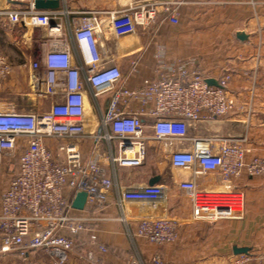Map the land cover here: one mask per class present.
<instances>
[{
    "label": "built area",
    "instance_id": "obj_1",
    "mask_svg": "<svg viewBox=\"0 0 264 264\" xmlns=\"http://www.w3.org/2000/svg\"><path fill=\"white\" fill-rule=\"evenodd\" d=\"M5 1L2 21H25L35 31L56 22L52 31L60 33L59 15L40 12L36 0ZM13 2H26L29 8L14 9ZM179 4L141 0L127 11L93 15L73 31L76 50L61 35L31 64L32 93L52 99L47 111L30 109L29 97L0 90V169L6 160L17 159L15 174L0 197V255L10 252L28 259L31 252L44 251L57 264H66L72 256L91 260L87 245H96L97 236L89 230L87 244L80 238L111 204L122 213L123 218L116 217L120 223L129 228L137 223L135 234L129 229L132 240L136 236L159 246L175 243L179 221L167 213L169 189L160 184H119L120 170L142 167L153 142L160 144L173 168L193 173L191 180L179 183L191 200L193 221L217 224L243 214L246 185L241 178L264 177V156L248 158L252 150L245 144L198 133L200 121L221 119L239 109L253 113V99L241 105L230 92L232 76L223 74L219 87L210 86L203 73L189 71L188 63H167L159 49L153 56L160 78L130 90L117 87L121 70L103 63L107 29L126 37L161 14L177 24ZM84 65L88 70L83 75ZM136 65L133 61V70ZM11 73L12 65L0 50V87ZM108 95L104 110L100 100ZM133 101L142 108L126 114ZM84 142L94 149L106 146L107 152L85 161ZM81 192L87 193V203L77 210L72 203ZM135 207L148 211L132 213ZM100 250L109 252L103 245ZM124 258L127 264H144L137 253ZM247 261L240 258L234 264Z\"/></svg>",
    "mask_w": 264,
    "mask_h": 264
},
{
    "label": "crops",
    "instance_id": "obj_2",
    "mask_svg": "<svg viewBox=\"0 0 264 264\" xmlns=\"http://www.w3.org/2000/svg\"><path fill=\"white\" fill-rule=\"evenodd\" d=\"M140 1L66 0L60 2L59 11L39 10L59 15L60 33L52 31L53 25L35 31L25 21L11 25L0 18V50L14 61L12 73L0 89L29 97L30 109L49 110L52 99L34 96L30 87L33 61L42 59L61 35L68 38L76 50L73 31L77 25L93 15L105 17L127 11ZM175 1L180 2L177 24L161 14L150 25L139 27L136 33L126 37H118L107 29L105 44H102L104 65L118 67L123 79L117 87L130 90L143 88L160 78L159 63L153 56L159 49L164 51L167 63H188L189 71H200L208 79L218 80L223 74H230V92L241 105L253 99V113L249 115L239 109L221 119L200 121L198 133L202 137L245 144L252 150L248 158L264 156V0ZM5 6L3 4V8ZM242 30L255 34L251 43H241L235 38V32ZM133 61H137L134 70ZM87 70L88 66L84 65L83 75ZM26 82L27 90L24 89ZM88 95L91 99L90 91ZM109 99L108 95L100 100L104 110ZM141 108L139 101H133L124 111L130 114ZM81 148L85 161L107 152L106 146L94 149L90 142L82 143ZM162 152L164 154L163 149ZM121 171L119 184L122 187L127 183L123 182ZM0 172H5V165ZM155 177L159 178L157 184L169 189L168 215L179 221L175 243L159 246L136 236L132 240L129 229L135 234L137 223H131L130 228L120 223L116 220L119 207L111 204L91 231L97 236L96 245H87L91 260L82 261L72 256L71 264H127L124 258L127 253H137L144 264H234L240 258H247L245 264H264V177L243 175L241 181L246 185L243 214L217 224L192 220L191 200L179 188V183L194 177L191 171H175L172 175L158 173L152 178ZM2 191L1 187L0 197ZM145 211L148 209H132V213ZM85 233L80 238L81 244H87L88 232ZM101 245L108 247L109 252H102ZM235 248L249 252L236 255Z\"/></svg>",
    "mask_w": 264,
    "mask_h": 264
},
{
    "label": "rangeland",
    "instance_id": "obj_3",
    "mask_svg": "<svg viewBox=\"0 0 264 264\" xmlns=\"http://www.w3.org/2000/svg\"><path fill=\"white\" fill-rule=\"evenodd\" d=\"M5 2H6L5 0H0V9L3 8V4H5ZM7 58L9 59L13 70L14 67V61L12 60L13 57L7 56ZM27 85H28L27 82L24 83V89L26 90L29 89ZM1 91L5 92V90H1ZM11 95H15V94L11 93ZM150 146L152 148H150L149 156L141 168L130 169V170L123 169L121 171L123 175V179H122L123 182L133 185H145L148 184L149 180L158 173H166L167 175H172L175 173V171H182L181 169H175L171 166L169 159L167 158V156H165V154H163L162 147L160 146V144L153 142L150 144ZM16 163H17V159L15 158L6 160V162L4 163L5 172L2 173L0 172V185H2L1 187L3 190L1 194H3L5 189H7L12 176L15 174ZM2 168L0 170H2ZM116 217L120 219L123 218L120 210L118 211ZM89 230H93V226L90 228L88 227L86 231ZM85 232L84 234H86ZM80 260L85 261L84 259H80ZM0 264H57V263L54 259L50 258L44 251H35L30 253V257H28V259L20 256L17 253L9 252V253L1 254ZM66 264H71V261L69 260Z\"/></svg>",
    "mask_w": 264,
    "mask_h": 264
},
{
    "label": "water",
    "instance_id": "obj_4",
    "mask_svg": "<svg viewBox=\"0 0 264 264\" xmlns=\"http://www.w3.org/2000/svg\"><path fill=\"white\" fill-rule=\"evenodd\" d=\"M34 6L37 10H50V11H59L61 8V4L57 0H36L34 2ZM12 8L22 10V9H28L29 4L26 2H13L12 3ZM53 26H56V24L53 22ZM255 34L250 33L247 31H237L235 32L234 36L235 38L241 42V43H251L252 38ZM207 83L210 86H216L219 87V83L216 79H207ZM159 181L158 177L152 178L149 181V185H155ZM87 203V193L81 192L78 193L72 203L73 208L77 210H84L85 205ZM249 252L248 249H240V248H235L234 253L236 255H242V254H247Z\"/></svg>",
    "mask_w": 264,
    "mask_h": 264
}]
</instances>
